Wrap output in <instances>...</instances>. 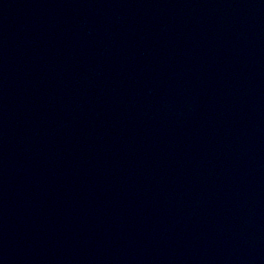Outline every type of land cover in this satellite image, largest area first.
Returning <instances> with one entry per match:
<instances>
[{
	"label": "water",
	"instance_id": "water-1",
	"mask_svg": "<svg viewBox=\"0 0 264 264\" xmlns=\"http://www.w3.org/2000/svg\"><path fill=\"white\" fill-rule=\"evenodd\" d=\"M0 264H264V0H0Z\"/></svg>",
	"mask_w": 264,
	"mask_h": 264
}]
</instances>
